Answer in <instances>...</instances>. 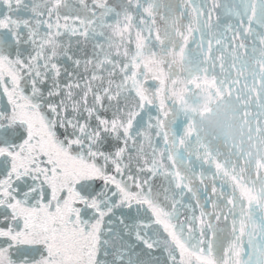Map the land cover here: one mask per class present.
Segmentation results:
<instances>
[{
    "label": "snow or ice",
    "instance_id": "obj_1",
    "mask_svg": "<svg viewBox=\"0 0 264 264\" xmlns=\"http://www.w3.org/2000/svg\"><path fill=\"white\" fill-rule=\"evenodd\" d=\"M0 264H264V0H0Z\"/></svg>",
    "mask_w": 264,
    "mask_h": 264
},
{
    "label": "water",
    "instance_id": "obj_2",
    "mask_svg": "<svg viewBox=\"0 0 264 264\" xmlns=\"http://www.w3.org/2000/svg\"><path fill=\"white\" fill-rule=\"evenodd\" d=\"M222 21L227 22V18L226 17L222 18ZM217 71H218V69H217ZM205 167H207V166H205ZM221 226H223V225H221Z\"/></svg>",
    "mask_w": 264,
    "mask_h": 264
}]
</instances>
